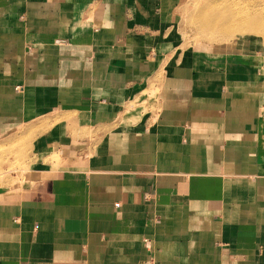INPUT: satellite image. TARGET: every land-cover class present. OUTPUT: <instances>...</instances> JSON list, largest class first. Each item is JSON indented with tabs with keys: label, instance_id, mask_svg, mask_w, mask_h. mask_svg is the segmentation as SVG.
I'll return each mask as SVG.
<instances>
[{
	"label": "crops",
	"instance_id": "crops-1",
	"mask_svg": "<svg viewBox=\"0 0 264 264\" xmlns=\"http://www.w3.org/2000/svg\"><path fill=\"white\" fill-rule=\"evenodd\" d=\"M182 3L0 0V264H264V66L198 67L250 60L180 51Z\"/></svg>",
	"mask_w": 264,
	"mask_h": 264
},
{
	"label": "rangeland",
	"instance_id": "rangeland-1",
	"mask_svg": "<svg viewBox=\"0 0 264 264\" xmlns=\"http://www.w3.org/2000/svg\"><path fill=\"white\" fill-rule=\"evenodd\" d=\"M218 0H184V3L179 8L180 14L174 20V23L169 26V33L178 38L177 48L181 50L202 49L211 50L212 54H224L225 52L241 51V57L248 58L250 61H241L235 56L217 57L215 59H208L207 56L201 55L197 58L196 64L200 68L215 66L216 68H224L227 73L247 72L249 76L255 77L258 69L252 61L259 59L260 64L264 66V46L261 39L249 38H224V41H217V39L201 38L200 36H212L206 32H201L200 25L192 23V17L198 13V10L204 9L206 6L211 7L213 12H216V2ZM231 3H243L242 0H227L223 7ZM215 3V4H214ZM226 40V41H225ZM216 41V42H215ZM234 58V59H233ZM252 74V75H250ZM255 75V76H254ZM235 77V74H233ZM23 130V129H22ZM23 134V132L21 131ZM13 136V135H12ZM12 136L0 139V149L5 148L0 156L5 157L4 163L0 157V165H5L8 172L7 177L0 175V189L7 188L20 181L25 183L28 180V166L32 162L29 158L30 142L25 139V135H21L12 144L9 143ZM15 138V137H14ZM27 141V142H26ZM1 151V150H0ZM4 170V169H3ZM0 172H3L0 168ZM14 174H12V173ZM11 184V185H10Z\"/></svg>",
	"mask_w": 264,
	"mask_h": 264
},
{
	"label": "bare ground",
	"instance_id": "bare-ground-1",
	"mask_svg": "<svg viewBox=\"0 0 264 264\" xmlns=\"http://www.w3.org/2000/svg\"><path fill=\"white\" fill-rule=\"evenodd\" d=\"M226 1L218 0L216 2V9L220 8L216 12H213L211 7L206 6L204 9L198 10L197 14H194L192 23L200 25L199 30L201 32L212 35L200 37L208 38L209 40L217 39V41H224L222 39L233 37L255 38L261 39L264 46V0H242V4L229 2L227 6L223 7ZM12 135L13 138L8 140H10L9 143L13 144L23 134L18 131ZM0 150L1 155L5 148ZM2 159L4 163L5 157ZM0 168L3 171L0 172V175L7 177L10 171L5 170V165H0Z\"/></svg>",
	"mask_w": 264,
	"mask_h": 264
}]
</instances>
